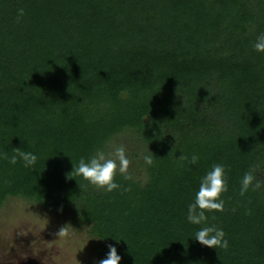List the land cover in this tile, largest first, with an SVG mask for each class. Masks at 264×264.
<instances>
[{"label": "trees", "instance_id": "16d2710c", "mask_svg": "<svg viewBox=\"0 0 264 264\" xmlns=\"http://www.w3.org/2000/svg\"><path fill=\"white\" fill-rule=\"evenodd\" d=\"M260 33L264 0H0V208L61 210L121 264H264V184L240 194L246 171L264 182ZM122 135L144 178L129 169L112 193L69 178ZM214 164L227 191L208 217L227 249L186 220Z\"/></svg>", "mask_w": 264, "mask_h": 264}, {"label": "rangeland", "instance_id": "374dc122", "mask_svg": "<svg viewBox=\"0 0 264 264\" xmlns=\"http://www.w3.org/2000/svg\"><path fill=\"white\" fill-rule=\"evenodd\" d=\"M114 147L125 148L129 169L144 178L131 155L137 148L131 138L120 136ZM94 238L89 227H75L61 210L20 198H9L0 208V264H98L99 240Z\"/></svg>", "mask_w": 264, "mask_h": 264}, {"label": "clouds", "instance_id": "9594fccd", "mask_svg": "<svg viewBox=\"0 0 264 264\" xmlns=\"http://www.w3.org/2000/svg\"><path fill=\"white\" fill-rule=\"evenodd\" d=\"M19 14L21 16L24 14L22 8L19 9ZM252 47L255 52L264 54V33L257 35ZM21 156L26 167L34 164L37 160V156L31 152H22ZM145 159L148 163H151L150 157H145ZM180 159H186V157L182 155ZM198 160L199 156L193 154L190 162L195 165ZM10 163L15 164L16 158L12 157ZM129 164L130 161L123 147H114L110 152L97 150L87 160L81 158L78 164L73 162V171L68 175L69 178L73 174L80 176L92 186L112 193L121 188V185L116 180L117 175L127 178ZM262 184L264 182L258 181L253 171H246L240 179V194L244 195L252 187L260 188ZM226 191L227 179L224 165L214 164L200 178L199 188L195 192L194 199L187 205V222L199 226L192 238L195 242L213 249H217L218 247L227 249L229 247V241L225 237L223 228L215 223L209 222L208 217V213L210 212L224 211L225 205L222 194ZM65 230L66 227L61 228L58 235ZM111 238L116 243L123 240L115 236ZM121 261L122 257L118 254L117 247L114 244H109L106 257L99 260L98 264H121Z\"/></svg>", "mask_w": 264, "mask_h": 264}]
</instances>
